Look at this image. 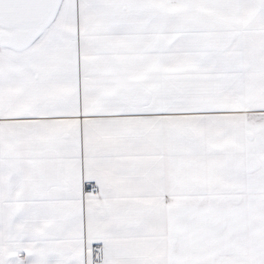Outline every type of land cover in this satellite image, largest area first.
I'll return each instance as SVG.
<instances>
[{"label": "snow or ice", "instance_id": "obj_1", "mask_svg": "<svg viewBox=\"0 0 264 264\" xmlns=\"http://www.w3.org/2000/svg\"><path fill=\"white\" fill-rule=\"evenodd\" d=\"M0 264H264V0H0Z\"/></svg>", "mask_w": 264, "mask_h": 264}]
</instances>
